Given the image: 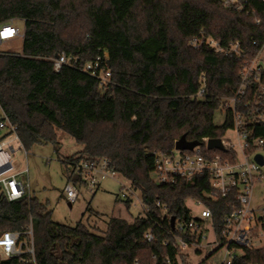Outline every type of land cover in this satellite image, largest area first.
I'll return each instance as SVG.
<instances>
[{"label":"trees","instance_id":"16d2710c","mask_svg":"<svg viewBox=\"0 0 264 264\" xmlns=\"http://www.w3.org/2000/svg\"><path fill=\"white\" fill-rule=\"evenodd\" d=\"M252 5L264 18V4ZM13 18L24 21L25 33L21 52L0 56V110L16 125L21 147L51 144L60 157L61 129L83 146L63 157L65 164L108 158L141 192L145 209L132 221L111 217L105 230L95 231L82 220L75 226L54 221L48 204L31 193L9 200L0 185V235L32 224L36 261L14 257L0 264H154L158 256L160 264L167 257L193 264L172 244H162L173 241V218L189 222L187 200L202 201L219 232L229 198L205 196L212 190L206 174L157 183L152 173L157 156L168 154L183 135L191 141L224 136L231 115L217 125L214 114L237 89L243 57L194 47L190 40L203 32L224 45L241 41L249 53L253 40L263 37L264 23L221 0H0V22ZM105 50L112 74L105 86L80 66L54 70L53 58L62 52L80 55L84 64ZM248 130L264 139V124ZM67 178L84 184L81 174L70 171ZM125 202L130 208L132 199ZM261 226L264 231V217ZM149 229L156 235L152 242L144 239ZM234 264H264V247L247 249Z\"/></svg>","mask_w":264,"mask_h":264},{"label":"built area","instance_id":"2783aa9c","mask_svg":"<svg viewBox=\"0 0 264 264\" xmlns=\"http://www.w3.org/2000/svg\"><path fill=\"white\" fill-rule=\"evenodd\" d=\"M253 2L264 4V0H221L225 8L252 15L255 24L262 25L264 18L258 15L259 11L252 5ZM18 21L23 20L13 18L0 22V46L24 37L25 29L22 30L17 24ZM190 45L206 46L217 53L243 57L237 89L231 96L222 98L221 108L225 111L224 122L228 114L232 118L231 126L220 138L225 149H210L208 145L211 137H204L201 143L192 150H180L174 146L168 154L157 156L152 178L157 183H170L177 178L192 181L196 177L209 175L212 190L205 192V196L212 199L219 195L229 198L230 211L224 215L222 228L218 232L210 208L202 201L194 200L196 204L202 206L200 216L192 213L193 219L189 222L174 218L173 241L164 239L162 244L164 246L172 244L178 254H185L188 248L194 247L200 251L203 250L202 247H206V258L209 264H234L247 249H256L253 241L259 237L260 232H264L261 226V219L264 217V190H259L258 196L255 195L257 187L264 188V164L261 165L255 159L257 154L263 155L264 139L252 138L248 130L253 125L264 124V31L262 38L253 40L255 50L249 53L241 41H232L224 45L203 32L192 38ZM7 53L9 51L0 48V56ZM108 60L109 54L106 50L103 56L84 64H82L80 55H68L62 52L53 58V64L57 72L65 65L80 66L105 86L111 82L112 75L106 65ZM204 94V88L197 93L199 97ZM0 128H6L12 132L15 139L20 142L16 134V125L12 124L5 114H3V120L0 121ZM228 131L234 132L235 137H227ZM14 151L13 145L5 138L0 141V168L11 164L10 168L0 171V185L9 200L19 199L29 193L28 183L19 180L17 174H8L14 168L12 163V152ZM217 151H227L234 156L233 158L224 156ZM70 166L72 174H81L83 182L91 187L98 186L100 178L114 176L117 173L111 167V161L108 158L82 160ZM76 185L68 180L64 188L70 204L75 203L79 196ZM126 189L132 193V188ZM122 197L130 198L125 192L122 193ZM143 207L145 209L144 205ZM163 212L167 214L165 207ZM23 235L29 237V242L22 239ZM144 239L148 242L154 241L156 239L154 231L149 229ZM221 251L224 252L221 253ZM0 252L2 254L0 257L3 259L18 257L21 262L35 263L32 224L23 230L3 232L0 235ZM25 254H29L30 257H26ZM166 263L173 264L169 257ZM154 264H160L159 256Z\"/></svg>","mask_w":264,"mask_h":264},{"label":"rangeland","instance_id":"374dc122","mask_svg":"<svg viewBox=\"0 0 264 264\" xmlns=\"http://www.w3.org/2000/svg\"><path fill=\"white\" fill-rule=\"evenodd\" d=\"M17 24L22 30L25 29L23 21H18ZM22 46L23 38H19L1 44L0 48L9 52H21ZM3 114L0 110V118ZM224 120L225 111L223 108L217 109L214 114L215 123L221 125ZM6 131V129H0V137L5 136ZM57 135L58 140L61 142L60 157L51 144L34 145L31 149L25 150L21 147L20 142L15 139L13 133L5 137L15 150L12 152L14 168L8 174L23 171L19 178L29 184V193L37 196L41 202L48 204L54 221L75 226L82 220L88 222L97 231L105 230L111 217H122L132 221L136 216L144 214L141 192L132 190V193H129V189H126L131 188L129 180L118 173L114 176L100 178L99 185L96 187L88 186L86 183L76 185L79 196L75 203L70 204L66 198L64 188L68 181L67 177L71 166L65 164L62 158L70 157L80 152L83 146L61 129H57ZM226 136L234 138L235 134L232 131H228ZM262 189L264 190L261 186L257 187L255 195L258 196L259 190ZM123 192L128 193L132 199L130 208L127 207L126 198L122 197ZM89 205L93 208L92 213L88 210ZM187 206L191 209L193 215L200 216L202 206L196 204L192 199L187 200ZM253 246L255 248L264 247V232H260L259 237L253 241ZM202 249L199 251L192 247L185 250V254L191 263L198 264L202 260L207 259L206 247H202ZM223 252L221 251V253ZM0 259L3 258L0 257ZM179 260L182 262L180 256Z\"/></svg>","mask_w":264,"mask_h":264},{"label":"water","instance_id":"95a60500","mask_svg":"<svg viewBox=\"0 0 264 264\" xmlns=\"http://www.w3.org/2000/svg\"><path fill=\"white\" fill-rule=\"evenodd\" d=\"M201 142L199 140H188L185 135H183L181 138H179L175 142V148L180 149V150H192L195 146L199 145ZM208 147L210 149H219V150H224V146L222 144V141L220 138H211L209 140V145ZM255 159L261 164H264V156L262 154H257L255 156ZM11 167V164H8L2 168H0V171H3L5 169H8ZM174 220V218H173Z\"/></svg>","mask_w":264,"mask_h":264},{"label":"crops","instance_id":"0c3cea01","mask_svg":"<svg viewBox=\"0 0 264 264\" xmlns=\"http://www.w3.org/2000/svg\"><path fill=\"white\" fill-rule=\"evenodd\" d=\"M5 129H6V128H5ZM6 130H7V129H6ZM7 131H8V130H7ZM7 131H6V134H7ZM6 134H5V135H6ZM2 137H3V136H2ZM2 137H0V138H2ZM21 173H23V171L20 172V173H11V174H17V178H18L19 180H21V181H24V180H22V179L19 178V176H20Z\"/></svg>","mask_w":264,"mask_h":264}]
</instances>
